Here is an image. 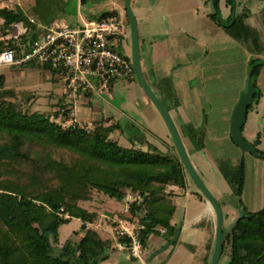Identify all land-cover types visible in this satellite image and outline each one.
<instances>
[{"label": "trees", "instance_id": "1", "mask_svg": "<svg viewBox=\"0 0 264 264\" xmlns=\"http://www.w3.org/2000/svg\"><path fill=\"white\" fill-rule=\"evenodd\" d=\"M219 1L214 0L217 7ZM41 5L33 8V16L50 25L42 20ZM261 12L264 29V7ZM112 16L118 13H104L97 20ZM210 17L253 52L264 50L260 33L249 24L252 14L248 9L241 8L226 23L219 18V13H212ZM0 21L1 54L14 48V43L6 38L15 24L27 22L28 17L18 10L0 7ZM128 25L130 28V21ZM40 31L33 26L32 34L23 39V44L29 48ZM128 59L132 63V59ZM19 68L41 69L51 72L53 77L59 75L38 64ZM249 68L256 90L254 104H258L261 98L258 80L264 69V59L252 58ZM133 77L137 80L134 71ZM5 81V77L0 76V173L7 175L0 180V264H103L118 252V246L133 256V241L128 234L118 232L115 238L93 228L101 218L100 213L89 212L80 204L91 202L95 192L106 201L125 205L126 213L119 218L134 222L143 252L153 237L161 236L169 242L180 227V222L173 223L178 212L174 198L190 193L207 202L186 171L173 140L171 147L162 150L131 120L103 117L93 128H80L78 123H70L74 106L65 95H56L57 99L52 96L54 107L59 110L54 115L23 111L16 101H11L17 96L14 91L5 89ZM93 95L86 92L79 97L89 99ZM60 117L64 118V123L58 122ZM258 143L259 140L251 146L257 150L258 158L264 160V151L258 149ZM202 147L203 141L197 148ZM36 148L40 149L38 156L31 155L30 150ZM60 150L69 153L72 160L55 159L53 153ZM25 164L32 166L28 174L22 170ZM218 169L233 199L230 203L220 202L225 229L231 224L226 208L236 211V220L239 211H245L244 219L225 236L222 259L228 257L227 264H264V206L252 212L245 205L246 161L243 158L234 164L232 160H223ZM175 188L182 193L174 191ZM129 195L138 198L137 201L126 203ZM214 218L217 227L216 215ZM73 219L82 222L81 237L76 243L60 245L59 229ZM117 225L115 230L119 229ZM215 241L216 230L208 245L205 264H211ZM179 242L180 237L174 246ZM189 249L194 251L193 246Z\"/></svg>", "mask_w": 264, "mask_h": 264}, {"label": "crops", "instance_id": "2", "mask_svg": "<svg viewBox=\"0 0 264 264\" xmlns=\"http://www.w3.org/2000/svg\"><path fill=\"white\" fill-rule=\"evenodd\" d=\"M210 2L212 0H132L131 7L138 24L143 76L169 111L189 157L190 153L194 152V157L199 160L200 167H198L206 176L207 182L219 191V196L217 194L215 196L211 192V188L201 176L203 174H200L201 172L191 161L217 201L219 203L226 202L230 190L219 172V163L223 160L233 161L243 158L247 165L244 196L251 190L260 197L259 193L264 189V160L262 161L258 157V159H252L253 155L245 154L234 143L232 122L240 99L247 91L248 77L251 74L249 63L252 58L264 59V50L260 53L253 52L252 49L232 38L223 27L213 21L210 17L211 11L207 10L203 13V6ZM2 3V8L18 10L15 7H18L19 4H13L12 0H2ZM40 4H42L40 11L45 16L42 20L51 24L63 21L69 25H77L79 15L88 20H97L102 14L111 13L106 9V6L109 8L106 1L79 0V14L70 23L58 16L64 12L62 1L57 4L53 1L37 0L35 4H29L28 19L35 18L32 13L33 8ZM239 4L238 0H220L218 7L216 4L214 5L217 9L216 13H219V18L226 23L240 11H236ZM241 5V8L248 9L249 4L245 0ZM112 6L113 12L118 13L123 24L129 21L124 9L125 0L123 3H120L119 0V4L114 1ZM254 7L260 10L259 13L255 12L258 13L256 17L259 18L264 3ZM204 17L207 18L205 23ZM35 19L40 22L37 18ZM253 20L260 22L255 20L254 15L249 20V24L260 33L264 46V29L261 24L253 25ZM123 42L125 43L124 48L129 50L132 55L131 35L129 38L125 37ZM147 53L151 59L146 62L147 73L145 74L142 56L146 61ZM258 88L261 91V98L258 104L252 105V110H248L243 136L251 145L259 140L258 149L264 151V148H261L263 147V134L259 132V126L262 121L264 123V69L258 80ZM60 91L63 95V90ZM100 98L105 99H102L104 103ZM68 100L74 106L72 114L75 116H73L72 122L84 123L93 128L95 122L103 117L116 121L131 120L145 130L148 140L154 145L162 150L172 146V138L164 120L134 77L117 81L113 88L112 99L102 95H93L89 99L79 97L76 100ZM78 106L85 107L88 111L87 117L79 116ZM155 122H158L163 128L164 139L158 138L153 133L152 125ZM250 123H253L255 127L250 129ZM201 141L204 143V148L198 149V143ZM249 173H252L250 174L251 182ZM216 174L221 182L216 180ZM217 183L223 184L224 187H217ZM187 200L188 204L194 203L202 209L201 215L197 220H190L187 212L183 216L175 217L173 223H181L180 242L173 250L171 248L168 250L167 258H162L165 254L163 253L150 262L152 253L163 248L167 243L163 237L159 236L153 237L149 241L142 258L132 256L126 250L121 251L120 246L116 244L119 248L118 252L103 264H205L204 259L208 254V245L216 230L215 214L211 206L205 205L208 202L191 194L186 200L176 202L177 213H179L180 207L187 210V206L183 202ZM245 205L249 209V204L245 202ZM263 206L264 202L257 210H249L256 212ZM225 212L231 217V223H233L236 220V211L226 208ZM189 246H193L194 251H191Z\"/></svg>", "mask_w": 264, "mask_h": 264}, {"label": "built area", "instance_id": "3", "mask_svg": "<svg viewBox=\"0 0 264 264\" xmlns=\"http://www.w3.org/2000/svg\"><path fill=\"white\" fill-rule=\"evenodd\" d=\"M33 26H37L41 33L28 48L23 39L32 34ZM126 32L118 16L101 21L80 16L77 25L63 21L45 25L29 18L27 22L13 26L6 39L14 43V48L0 54V67L38 64L59 72L56 78L63 95L69 99L76 100L86 92L112 99L113 82L133 77L131 61L121 55L115 46ZM58 122L64 123V118L60 117ZM137 199L128 196V202ZM120 233L132 238L133 255L142 258V244L135 231L122 227Z\"/></svg>", "mask_w": 264, "mask_h": 264}, {"label": "rangeland", "instance_id": "4", "mask_svg": "<svg viewBox=\"0 0 264 264\" xmlns=\"http://www.w3.org/2000/svg\"><path fill=\"white\" fill-rule=\"evenodd\" d=\"M13 4H19L18 7H15L18 9V11L23 12L24 14H30V9H29V4H35L37 2V0H12ZM53 1L54 3H59V2H63L64 3V12L61 14H58L59 18L66 20L68 22H72L73 20H75V18L78 16L79 14V0H45V2H51ZM103 2L106 1L108 4V7L106 6V9L109 12H113V6H112V2L116 1L119 4V0H102ZM112 1V2H111ZM239 1V5L238 8L236 9V11L240 10L242 7V2L244 0H238ZM256 1V2H255ZM245 2H247L249 4L248 6V11L252 12L250 14L254 15L255 20H259L260 23L256 22L253 20V25H259L261 24V17H262V12L259 14V18L256 17L258 15V13L260 12V10L256 9L257 7L254 6H260L262 5V3H264L263 0H245ZM120 3H123V0H120ZM2 0H0V7L2 5ZM22 4V5H20ZM215 2L214 0H212V2H210L208 5H204L203 6V13H205L207 10L211 11L212 13H216L217 9L215 8ZM125 7V6H124ZM125 9V8H124ZM124 9L122 8V10L124 11ZM247 9V8H246ZM126 11V9H125ZM258 12V13H255ZM257 14V15H256ZM80 16L79 15V21H80ZM207 20L206 17H204V23ZM127 21V19H126ZM210 21V20H208ZM1 22V21H0ZM129 22V21H128ZM128 22H125V26H126V33H125V37L129 38V36L131 35V30L129 28ZM261 38V35H259ZM142 37V36H141ZM140 37V38H141ZM124 40L119 39V41L116 42L115 46L117 47L118 52L123 55L126 58H132V55L130 54L129 50H126L125 47V43L123 42ZM141 46L143 47V41L141 38ZM143 51V49H142ZM146 61H145V57L142 56V64H143V69L145 71V74L147 73V68H146V62H149V60L151 59L150 56H148V53L146 55ZM4 76L6 81H5V89L6 90H12L14 91V93L16 94V99L15 100H11L13 102L16 101V103L18 104V106L20 108L23 109V111L29 112V113H45L47 115H54L56 112H58V108L54 107V103H55V99H57L58 96L62 95V87L61 84L58 82L59 79H57L56 77H53V75L51 74V72H43L41 69H25V68H13V67H0V76ZM58 95V96H56ZM55 96L54 100L53 97ZM52 97V98H51ZM101 102L104 103V101L102 99L104 98H100ZM99 99V100H100ZM10 100V99H9ZM105 100V99H104ZM57 103V102H56ZM78 112H79V116L80 117H87V113L88 111L85 109V107H81L78 106ZM72 116H75L74 114H72ZM76 122H72L71 124H74ZM263 123V121H262ZM261 126H259L258 130L259 132H261L263 134V138H262V146L261 148H264V123ZM70 124V123H69ZM79 124V123H78ZM80 128L82 127H86L89 128L90 126L87 124H79ZM250 129L252 127H255V125H253V123H250ZM159 125L158 122L153 123L152 125V131L154 134L157 135L158 138H162L164 139L163 136V128ZM162 141V140H159ZM123 144L127 145V143L122 140L121 141ZM161 145V144H160ZM38 152H40V149L36 148V149H31L30 153L33 156H36L34 154H37ZM38 156V154H37ZM53 157L57 160H63V161H71L72 160V156L67 153L66 151L60 150V151H55L53 153ZM251 157V156H250ZM257 157L252 156V159H256ZM190 159L191 161L194 163V165L196 166L197 170H199L201 173L203 174L202 171L199 169V164H198V159H196L194 157V152H192V154L190 153ZM258 159V158H257ZM238 159L233 160L234 164L238 163ZM263 161V160H262ZM264 162V161H263ZM199 166V167H198ZM4 166H1V168H3ZM25 171L26 174L30 173V171L32 170V166L31 165H26L24 166V168L22 169ZM249 173V177H250V182L252 181V178L250 176ZM203 176V179L205 180V182L208 184V186L211 188V192H213L216 196H219V191L215 190V188H213L206 179V176L203 174L201 175ZM7 177V175H5V173H0V180H3ZM219 177L216 174V178ZM20 179V178H19ZM216 180L220 181V178H217ZM21 181L23 182V178L21 179ZM217 187L219 188H223L224 185H219L218 183L216 184ZM174 191L182 193L180 191H178L177 188L174 189ZM229 195L226 197V200L232 201L231 200V191L229 190ZM256 192L253 191H249V193H246V196H244V200L247 204H249V209L251 210H257L261 204H263L264 202V189L263 192H260V197L258 194H255ZM190 195V193H188V196ZM180 197V198H174L173 201L176 202H180L181 200H186V198L188 197ZM219 198V197H217ZM220 199V198H219ZM128 199H126V203H127ZM184 205L187 206V210L184 208H179V213H177V217H179V215L183 216V214H185L187 212L188 214V218L190 220H197L198 217L201 215L202 209L200 207H198L196 204L194 203H189L188 204V200L187 201H183ZM233 202V201H232ZM81 207L87 209L89 212H98L100 213L101 218L99 219V221L93 225V228H98L105 236L111 235L114 236L115 238L118 237L117 234L118 232H121L122 227L128 229L129 231H135L136 234L137 231L135 230L134 226V222H125L126 219H120L119 215L123 214L124 212L126 213V207L125 205L123 206L122 203L116 202L114 200H109L106 201L105 198H103V196L100 193L95 192L94 193V197L93 200L91 202H85V203H81L80 204ZM196 205V206H195ZM206 206H210L209 203H205ZM189 220V221H190ZM193 222V221H191ZM118 224V225H117ZM115 225H117V227L119 226V229L117 228V230H115ZM82 226V222L78 219H73L71 220V222L69 224L63 225L60 229H59V233H58V240L60 242V245H64L67 242H72V243H76L79 241V238L81 237L80 235V228ZM79 234H74V232H78ZM175 248V246L173 245L171 247V250H173ZM165 254H163L162 258H167L168 257V251L164 252ZM227 262H229V258L228 257H224L221 261V264H227Z\"/></svg>", "mask_w": 264, "mask_h": 264}, {"label": "water", "instance_id": "5", "mask_svg": "<svg viewBox=\"0 0 264 264\" xmlns=\"http://www.w3.org/2000/svg\"><path fill=\"white\" fill-rule=\"evenodd\" d=\"M132 0H125V9L130 21V30H131V40H132V66L134 70V74L136 79L138 80L140 86L142 87L145 94L151 100L153 105L156 107L158 112L160 113L162 119L164 120L172 140L175 144L177 152L182 160L186 171L188 172L190 178L196 185V187L200 190L204 198L210 204L213 209L214 214L217 218V227H216V241H215V249L212 256L211 264H220L223 251H224V240L225 236L245 217V211H239V218L231 223L226 229L224 227L225 223V215L220 203L214 197V195L207 188L196 169L194 168L186 147L183 143L181 135L169 113L165 105L161 102V100L157 97V95L153 92L150 86L147 84L142 68H141V57H140V43H139V34H138V24L136 16L131 7ZM255 86L252 80V75L249 74L248 77V87L246 93H244L240 99V102L235 110L232 122V137L234 143L243 151L251 154L255 157H258L259 154L256 149H254L251 144H249L244 136H243V128L247 122L248 110L254 104L255 101ZM182 228L179 227L173 238L167 242L163 248L152 253L150 257V262H152L157 256L168 251L173 245L177 243L179 237L181 235Z\"/></svg>", "mask_w": 264, "mask_h": 264}]
</instances>
